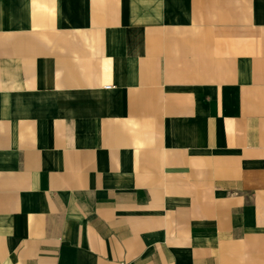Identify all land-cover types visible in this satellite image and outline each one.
I'll list each match as a JSON object with an SVG mask.
<instances>
[{
	"label": "crops",
	"instance_id": "crops-1",
	"mask_svg": "<svg viewBox=\"0 0 264 264\" xmlns=\"http://www.w3.org/2000/svg\"><path fill=\"white\" fill-rule=\"evenodd\" d=\"M0 264H264V0H0Z\"/></svg>",
	"mask_w": 264,
	"mask_h": 264
}]
</instances>
